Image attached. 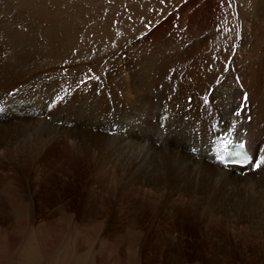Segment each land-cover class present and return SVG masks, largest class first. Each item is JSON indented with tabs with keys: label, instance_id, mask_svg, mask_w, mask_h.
<instances>
[{
	"label": "rangeland",
	"instance_id": "374dc122",
	"mask_svg": "<svg viewBox=\"0 0 264 264\" xmlns=\"http://www.w3.org/2000/svg\"><path fill=\"white\" fill-rule=\"evenodd\" d=\"M0 8L9 21L19 15L38 24L37 46L44 47L38 65L65 78L66 96L72 83L122 67L123 54L139 48L132 39L156 31L173 13L187 21L216 20L204 30L215 38L206 68H224L236 55L250 61L264 56V0H0ZM253 20L263 28L254 29ZM87 115L81 117L93 126ZM46 123L41 148L39 139L38 147L21 152L14 143L0 147V264H264V255L255 253L264 247V217L251 187L229 189L235 201L249 206L201 214L185 196L183 205L169 204L155 214L153 205L136 208L132 195L95 184L87 158L47 143ZM241 213L252 217L240 219ZM240 238L248 240L246 247Z\"/></svg>",
	"mask_w": 264,
	"mask_h": 264
},
{
	"label": "bare ground",
	"instance_id": "6f19581e",
	"mask_svg": "<svg viewBox=\"0 0 264 264\" xmlns=\"http://www.w3.org/2000/svg\"><path fill=\"white\" fill-rule=\"evenodd\" d=\"M2 11L0 125L15 122L0 126L2 150L6 142L14 143L18 152L26 146L38 147V139L41 148L46 140L40 127L47 122L50 146L74 148L87 158L95 184L108 192L132 195L136 208L150 204L155 208L150 210L161 214L169 204L183 205L182 197L188 196L201 214L217 213L249 206L235 201L229 189L251 187L260 198L257 211L264 217V165L243 173L225 169L210 162L202 143L226 132L233 136L250 132L253 146L263 143L262 54L257 61L236 55L224 68H206L202 64L215 38L211 40L204 30L216 20L209 24L197 18L187 21L173 13L156 31L132 39L139 48L123 54L122 67H105L101 78L86 84L72 83L69 97L61 92L65 78L39 66L44 47L37 46L38 24H26L19 15L9 21ZM251 24L254 29L263 28L257 20ZM82 114H88L85 117L93 120V126L85 123ZM116 124L119 132L110 135ZM197 127L202 129L201 138L194 136ZM25 128L30 129L27 136ZM193 147L196 153L191 152ZM261 155L264 158V147ZM244 217L248 220L252 215H239ZM240 239L246 247L248 240ZM257 251L264 255V247Z\"/></svg>",
	"mask_w": 264,
	"mask_h": 264
},
{
	"label": "snow or ice",
	"instance_id": "6c2138e0",
	"mask_svg": "<svg viewBox=\"0 0 264 264\" xmlns=\"http://www.w3.org/2000/svg\"><path fill=\"white\" fill-rule=\"evenodd\" d=\"M237 115H239V112L237 113ZM240 147H243V145L241 144ZM236 155H239V153H236ZM221 161H223L225 158L223 156L220 157ZM262 165H264V158L261 159L260 163L257 164V167H261Z\"/></svg>",
	"mask_w": 264,
	"mask_h": 264
},
{
	"label": "built area",
	"instance_id": "2783aa9c",
	"mask_svg": "<svg viewBox=\"0 0 264 264\" xmlns=\"http://www.w3.org/2000/svg\"><path fill=\"white\" fill-rule=\"evenodd\" d=\"M249 133H250V132H248V135H250Z\"/></svg>",
	"mask_w": 264,
	"mask_h": 264
}]
</instances>
